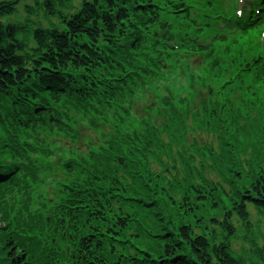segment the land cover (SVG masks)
I'll list each match as a JSON object with an SVG mask.
<instances>
[{"label": "trees", "instance_id": "trees-1", "mask_svg": "<svg viewBox=\"0 0 264 264\" xmlns=\"http://www.w3.org/2000/svg\"><path fill=\"white\" fill-rule=\"evenodd\" d=\"M35 1L48 25L28 17L4 23L1 17L18 0H0V243L8 263L264 264V54L254 42L264 11L256 12L253 2L238 17L236 0ZM195 56L209 59L202 69L212 76L198 73V82L218 81L227 99H214L208 84L194 114V121L216 131L219 155L213 143L199 151L173 144L177 119L182 128L185 112L189 116L188 106L181 111L183 97L174 103L160 96L172 119L160 127L166 141L148 121L141 131L128 124L137 93L160 87L170 79L168 69ZM224 58L242 65L244 75L252 73L245 89L256 84L257 91H249L252 101L243 107L251 104L257 119L233 107L232 77H221L228 70ZM77 112L111 132L94 146H68L57 158L66 176L58 180L59 195L49 205L38 194L43 200L29 211L37 169L54 155L49 138L72 140L77 130L70 113ZM195 155L203 157L200 168L189 162ZM129 198L133 209H145L135 229L125 224L127 213L117 211ZM142 232L161 249L137 244Z\"/></svg>", "mask_w": 264, "mask_h": 264}, {"label": "rangeland", "instance_id": "rangeland-1", "mask_svg": "<svg viewBox=\"0 0 264 264\" xmlns=\"http://www.w3.org/2000/svg\"><path fill=\"white\" fill-rule=\"evenodd\" d=\"M27 7H32L33 10L28 11ZM27 17L33 21L42 20L48 24V20L44 17L42 8L37 4V2L35 0H19L18 4L16 5L15 10L10 14L3 15L1 17V20L4 23H8V22L13 23V22L18 21V20H24ZM203 59H204L203 56H197V57L195 56V57H192L189 62H188V60L182 61L180 64H178L174 68H170L167 70V71H169V73H167L168 74L167 77H170V79L164 83L162 82L160 84V87H156L153 90L148 89L146 91H142V92L137 93V95L132 100V107H131L130 116L128 118V124H130L131 126H135L138 129L139 128L142 129V127L144 126V123H146L145 121H148V123L150 125H153L157 128V134L160 133V135H159L160 138L162 140L166 141L167 139H165L164 136L167 138L168 133L163 131L160 128L163 125V124L161 125L160 123L167 122V121L169 123V122H172V119L169 120V117H168L169 114L164 112L163 108L161 106H159L161 99H162V98L160 99V95L162 96V94H164V93L168 94L170 97L173 98L171 100L174 103L179 101L178 100L179 97H183V99H186V101H187L183 108H186L188 105V102H190L194 99L191 107L188 109V110H190V116H187V112H185L186 120L191 126L190 132L194 131V134H192L191 136L186 135V128H185L184 124L182 123L183 127L180 128L179 119H177L178 126H176V127L179 129V131L174 132L175 141L173 139L172 142L174 145H178L179 141H181L185 146L187 144H188L187 146L192 144V146L195 149H197L198 146L205 144L206 142L208 144L214 142L213 143L214 149L217 152V154L219 155L220 151L218 148V144L216 142V131H213V129H211L206 124L201 125L199 122L194 121V114L197 111L196 107H197L198 101L200 99L201 100L203 99V96L205 94V91L207 90L208 84H211L215 89L211 93L215 94L216 96L218 95V97H222V100H227L224 97V94L221 93L222 91H218L221 87L219 85L218 81H216L214 79H210V78H208V79L199 78V82H198V77H197L198 73H202L201 74L202 77H209V76L212 77L209 73L206 72V70H204V71L201 70L209 61V59H208L207 62H205ZM187 62H188V64H187ZM191 72H193V76L191 75L192 74ZM231 72H232L231 69H228L226 71V74H224V72L222 73L221 77L223 76L224 79H228V77L231 75ZM231 77H232V79H235L236 81L238 79V75L233 76V74H232ZM250 79H251L250 74H248L246 76L243 75L244 84H247L248 82H250L251 81ZM193 82H194V86H195L194 90H193V86H192V88L190 87V85ZM233 83L237 84L235 82H233ZM230 88H231L230 90H232L231 96H232L233 91H234L235 97H237L238 94H242L243 91H244V93H246L245 87L243 88V90H240L241 87H239L238 85H235L234 87H230ZM166 108H167V110L171 111L169 109V106H166ZM161 109H162V111H160ZM254 112L255 111H251V112H249V114L254 115L253 117L255 120V119H257V116ZM88 114L89 113L85 114V113H81V112L70 113V123L73 125L74 129L77 130V134L74 137L75 139L72 138V140H71L70 137L62 135V134H59L56 136H51L49 138V143H51V145L53 147L54 155H52V157L45 162V168L44 169L40 168V167H38V169H37L38 173L40 174V179H38L40 181L37 182V187L34 190L36 195H34V197H31L32 202L26 204V208L29 205V208H28L29 211H33L36 209V206L34 205L35 200H43L42 197H39V195H42L44 197L47 196V198H49V200H44V201L46 202V204H49V205L51 204L50 202L52 201V199L59 195L58 180L66 179V176L63 175L61 168H60V170L57 169V164H58L57 158L59 156L64 157L66 148L68 146L74 148L73 145L75 144V147L77 146L78 148H83V149L87 148L88 146H91V145L94 146V145H97L100 143L102 136L111 132L110 130L112 129V127H110L109 125H105L100 120L97 122L98 123L97 127H95L94 124H91V122L96 123V120L94 119V117H91ZM234 118H235V116L233 114V119ZM210 120H212V119H210ZM156 121L158 123H156ZM241 123H242V127H244V125L246 124L243 122H241ZM248 128H249V126H247L246 130ZM216 130H218V129H216ZM252 135H253V129H252V132L250 131V139H252L251 138ZM189 138H190V140H188ZM177 148L180 149L179 146H177ZM252 151H253L252 146L246 145V149H245L246 155L251 154ZM244 155L242 153L243 160H244ZM185 156H187V154H185ZM185 156H184V158H185ZM202 159H203L202 156L195 155V158H191V159L189 158V162L192 165H195L198 168H200L199 163L200 162L203 163ZM203 165H204V167H206V174L205 175L211 176V172L207 168L206 164L204 163ZM207 172H209V173H207ZM213 174H214V176L212 175L211 178H213V177L218 178L216 172H213ZM126 205H128V207H129V211H127V212H125V206ZM136 206L137 205L131 200V198H129V200L128 199H122V204L120 205V209L117 210V211H119V214L123 215V216H125V213H127L126 218H129V220L124 219L126 221L125 224L133 225L131 227L132 229L136 228L134 221H138L139 219L146 218L142 212L145 209L141 208V206L138 205V207L140 208L139 212H138L137 209L136 210L133 209ZM250 210L253 211L254 219L257 221L258 216L255 214V212H254L255 210L252 207H250ZM131 211H134L136 213V215H135L136 219H134V220H132V214L130 213ZM8 212H9V214H11L10 211H8ZM42 212H43V210H42ZM206 213H208V212L206 211ZM209 213L211 214L213 212H209ZM7 216L9 217L8 214H7ZM137 217L139 219H137ZM11 221H13V220H11ZM259 224L261 227V231L264 234V229L262 227L263 222H259ZM140 238H141V241L140 242L136 241L137 244L146 245L151 250H157L158 251L159 249H161L159 246V244H160L159 241H152L151 239H149V237H146V235L143 232L141 233ZM157 246H158V249H157ZM2 256H3V252L0 248V258ZM0 264H1V261H0Z\"/></svg>", "mask_w": 264, "mask_h": 264}, {"label": "bare ground", "instance_id": "bare-ground-1", "mask_svg": "<svg viewBox=\"0 0 264 264\" xmlns=\"http://www.w3.org/2000/svg\"><path fill=\"white\" fill-rule=\"evenodd\" d=\"M243 70V69H242ZM156 123H158L157 121H156ZM161 125L163 124V123H160ZM186 126V125H185ZM134 131H141V130H139L138 128H135V129H133ZM208 140V139H207ZM1 226V225H0ZM0 248H1V250H2V252H3V256L0 258V261H1V264H7L8 263V259H9V256H8V252H6L5 250H4V246H5V243L4 244H0ZM8 264H10V263H8Z\"/></svg>", "mask_w": 264, "mask_h": 264}]
</instances>
